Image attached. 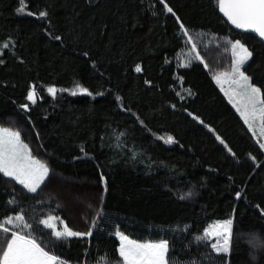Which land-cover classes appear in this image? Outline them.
<instances>
[{
	"label": "trees",
	"instance_id": "obj_1",
	"mask_svg": "<svg viewBox=\"0 0 264 264\" xmlns=\"http://www.w3.org/2000/svg\"><path fill=\"white\" fill-rule=\"evenodd\" d=\"M237 41L264 99V42L218 0H0V127L50 169L35 192L0 173V251L18 232L62 264H123L116 227H179L168 264H264V150L216 81ZM55 216L91 235L57 239ZM229 220L218 252L202 237Z\"/></svg>",
	"mask_w": 264,
	"mask_h": 264
},
{
	"label": "snow or ice",
	"instance_id": "obj_2",
	"mask_svg": "<svg viewBox=\"0 0 264 264\" xmlns=\"http://www.w3.org/2000/svg\"><path fill=\"white\" fill-rule=\"evenodd\" d=\"M218 3L220 11H222L225 16H227L228 20L237 28L252 31L261 38H264V0H218ZM18 11L23 12V7L18 9ZM167 11L172 12V9L168 8ZM40 15L44 16L46 13L41 12ZM8 46L9 45L5 43L2 47L8 48ZM232 49L233 56L236 57L235 65L231 74L224 73L221 75L227 76L230 80L232 76L239 77V79L233 81V83L240 84V95L245 101L246 107L251 106L253 116H255L257 111L256 106H260L258 111L261 114V134L264 135V99L261 98V90L252 86L250 79L241 71V66L251 58L252 53L240 44L239 41L233 44ZM237 49H239V51H237ZM135 71L140 72L141 68L137 66ZM219 80L220 77H217V82H219ZM48 91L52 95L56 93L55 88H49ZM79 91L87 92L86 89L82 88H80ZM72 94L76 95L77 93L73 92ZM88 94L90 95V93ZM28 99L33 103L36 102L34 90L29 94ZM24 107H27V105ZM241 115L245 116V123H248L249 128H251L252 124L249 123L245 113L242 112ZM19 137V132H13L7 128H0V173L12 177L20 184L24 185L29 191L35 192L47 176L48 168L45 164L32 158L27 145L22 144ZM168 142H173L171 137L168 138ZM221 143H223V141H221ZM261 147L264 148V144H262ZM16 219L23 221L22 216ZM54 219L55 217H49L47 220L42 221V223L54 230L53 234L57 239L91 235L90 232H73L71 229L67 228L66 225L62 231L55 230L54 224L51 223ZM7 223L11 224L12 220L9 219ZM231 223V220H229L222 224L214 225L212 230L207 232L202 239L212 234L222 236L223 244L220 245L219 242H217L212 244V247L218 252H228ZM25 227H27V225H25ZM0 230L4 233L10 231V229L4 227L3 224H0ZM225 233H227V235H225ZM116 235L121 241L119 254L123 259V264H167V241L138 243L135 240H130L122 233L117 232ZM0 264H62V262L57 256L45 251L34 239L21 235L18 232H12L10 239L3 245V251H0Z\"/></svg>",
	"mask_w": 264,
	"mask_h": 264
},
{
	"label": "rangeland",
	"instance_id": "obj_3",
	"mask_svg": "<svg viewBox=\"0 0 264 264\" xmlns=\"http://www.w3.org/2000/svg\"><path fill=\"white\" fill-rule=\"evenodd\" d=\"M240 44H242V43H240ZM243 46L245 48H247L245 45H243ZM247 49H248V51H250L252 53V51L249 48H247ZM237 51H239V49H237ZM190 52L191 53H189V52L183 53L182 54L183 55L182 56V59L185 60L187 57H190V56H193V55H195L196 57H198L197 53L195 52V50L191 46H190ZM233 57H234V65H235L236 57L235 56H233ZM251 58H252V56H251ZM251 58L246 63H244L241 66V71L244 74H245V72H244L243 69H244L245 65L251 60ZM183 63H185V62L183 61ZM231 72H226V73L231 74ZM218 77H220V80L217 83H218L219 87L221 88V90L223 91V93H225V95L228 97V99L230 100V102L235 106V108L237 109V111L239 112L240 115H241L242 112L245 113V115L248 118L249 123L252 124V127L250 128V130L255 135V137L259 141L260 145L264 144V135L261 134V132H262L261 114L258 111V109H259L260 106L259 105L256 106L257 111H256L255 116H253L252 115V108H251V106H247L246 107V103H245V101L242 99V97L240 95V93H241L240 84L233 83V81L238 80L239 77L238 76H232L231 77V80L227 76H223V75H219ZM216 81H217V78H216ZM250 82H251V80H250ZM252 86L258 88L257 86H255L253 84H252ZM261 98H262V96H261ZM242 118L245 121V116H242ZM247 125H248V123H247ZM0 128H3V127H0ZM19 139H20V137H19ZM20 141L22 142V144H25V143H23V141L21 139H20ZM27 148H28V146H27ZM262 149L264 150V148H262ZM28 150H29V148H28ZM32 158H33V156H32ZM33 159H35V158H33ZM35 160H37V159H35ZM47 168H48V173H47V176L44 178L43 182L48 178V176L50 174V169H49L48 166H47ZM224 222H226V221H217V223H215L214 225L222 224ZM51 223L54 224L55 230H58V231H62L64 229V226L65 225L67 226L66 222L61 217H56V216H55V219L51 221ZM214 225H212L207 231L209 232L210 230H212V228H213ZM67 228H68V226H67ZM158 230L163 235V237H161V240L160 241H167V243H168V251H167V254H166V259H167V264H168V253H169V249H170L168 237H172V238L177 239L178 241H181L182 242L183 241V235H184V229L179 228V227H175V228H158ZM117 232L122 233L123 235L127 236L130 240H135L138 243H145V242L157 243V242H160V241H144V240H140V239H137V238H133L130 235H128L127 233L123 232L119 228V226L115 228L114 234H116ZM231 232H232V223H231V227H230V237H231ZM225 235H227V233H225ZM116 237L120 241V238L117 235H116ZM209 237L215 239V243L219 242L220 245L223 244V237L222 236H217L215 234H212ZM120 244H121V241H120ZM183 264H187V261H185Z\"/></svg>",
	"mask_w": 264,
	"mask_h": 264
},
{
	"label": "water",
	"instance_id": "obj_4",
	"mask_svg": "<svg viewBox=\"0 0 264 264\" xmlns=\"http://www.w3.org/2000/svg\"><path fill=\"white\" fill-rule=\"evenodd\" d=\"M219 11H220V8H219ZM220 14L226 19V21L230 24V26L232 28H234L235 30L239 31V32H242V33H248V34H253L255 35L256 37H258L261 41L264 42V38H261L258 34L252 32V31H246V30H243V29H240V28H237L234 24L231 23V21L228 20L227 16H225V14L220 11ZM33 90L35 91V99L37 98V94H36V90H35V85L33 86L32 90L30 91V93L33 92ZM29 93V94H30Z\"/></svg>",
	"mask_w": 264,
	"mask_h": 264
},
{
	"label": "crops",
	"instance_id": "obj_5",
	"mask_svg": "<svg viewBox=\"0 0 264 264\" xmlns=\"http://www.w3.org/2000/svg\"><path fill=\"white\" fill-rule=\"evenodd\" d=\"M69 228V227H68ZM70 229V228H69ZM74 232V231H73Z\"/></svg>",
	"mask_w": 264,
	"mask_h": 264
}]
</instances>
